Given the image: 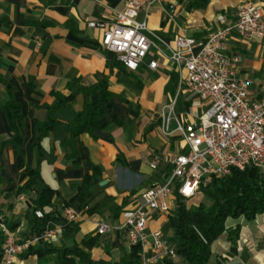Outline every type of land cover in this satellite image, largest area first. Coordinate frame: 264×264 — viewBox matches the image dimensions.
<instances>
[{"label": "crops", "instance_id": "crops-1", "mask_svg": "<svg viewBox=\"0 0 264 264\" xmlns=\"http://www.w3.org/2000/svg\"><path fill=\"white\" fill-rule=\"evenodd\" d=\"M139 1L142 9L137 19L146 20L148 28L166 42L178 35L203 42L210 32L234 22L242 4L264 7V0H210L205 10L188 12L175 0ZM123 9V0H0V75L13 88L23 115L22 142L14 149L9 143L13 133L2 110L7 95L0 86V144H5L0 152V215L8 223L20 221L13 232L18 240L27 230L26 210L43 185L56 192L53 208L61 216L68 209L83 213L79 242L94 236L100 222L117 225L132 199L167 175L169 165L163 163L153 172L148 163L155 155L172 158L178 150V139L166 138L160 129V113L176 93L178 75L173 65L151 53L137 71H128L113 53L100 47L102 31L87 27L90 21L110 23ZM41 22L46 26L34 25ZM227 53L241 56L239 72L251 82V93H263L253 91V84L259 86V77L264 84V41L249 44L234 34L227 42ZM153 60L155 71L148 67ZM102 78L113 96L111 111L99 121L97 138L82 134L70 139V126L83 108V98L78 95L54 113L56 124L37 149V125L45 120L44 106L53 103V93L69 95L67 85L74 79H80L82 86H91ZM193 100L187 94L179 95L173 112L177 120L197 114ZM39 154L42 183H37L35 191L21 194L24 200L19 202L11 194L28 180L27 171L35 168ZM91 165L100 169L101 182L81 209L75 200L76 190L91 173ZM150 217L149 231L161 230L168 223V215L153 212ZM236 226L240 233L233 245L228 233ZM63 244L70 242L60 237L52 245ZM130 247L114 232L100 237L90 255L94 260L118 261ZM15 264H37V260L34 256L18 257ZM208 264H264V215L253 222L228 219L225 232L211 246Z\"/></svg>", "mask_w": 264, "mask_h": 264}, {"label": "built area", "instance_id": "built-area-1", "mask_svg": "<svg viewBox=\"0 0 264 264\" xmlns=\"http://www.w3.org/2000/svg\"><path fill=\"white\" fill-rule=\"evenodd\" d=\"M123 4L112 22L90 21L87 27L102 31L100 47L113 53L128 71H137L151 53L171 62L178 75L177 88L171 104L160 113V129L166 138L178 139L179 145L174 157L155 155L148 163L153 172L163 163L171 172L135 196L117 225L98 223L95 235L120 233L130 246H140L141 264H157L176 255L171 236L160 229L148 230L151 213L169 215L177 197L189 203L200 195L201 187L233 169L252 166L264 177V92L251 93V82L239 72L241 56L227 53V42L234 34L249 44L264 41V7L243 4L234 22L210 32L203 42L183 35L166 42L148 28L146 20L137 19L142 9L139 0H123ZM148 67L155 71L157 63L150 61ZM181 94L192 96V105L202 108V114L177 120L173 112ZM23 200L24 195L17 196V201ZM62 218V223L44 232V241L54 244L62 227L79 224L83 213L68 209ZM0 234V264H15L36 241L18 240L2 215Z\"/></svg>", "mask_w": 264, "mask_h": 264}, {"label": "trees", "instance_id": "trees-1", "mask_svg": "<svg viewBox=\"0 0 264 264\" xmlns=\"http://www.w3.org/2000/svg\"><path fill=\"white\" fill-rule=\"evenodd\" d=\"M183 5L185 10H205L210 0H175ZM3 24L0 21V26ZM35 26L45 27L46 23L41 22ZM121 66L122 64L118 62ZM2 61L0 60V67ZM123 67V66H122ZM176 78V74H173ZM0 86L3 87L7 100L2 110L5 114L9 130L13 137L9 142L14 149H17L22 142L20 127L23 115L19 104L14 99V90L9 83L0 75ZM67 87L71 91L64 96L53 93L54 101L51 105H45L46 118L37 125L39 129V140L36 143L39 149L40 141L48 135L55 126L54 113L63 109L76 96L83 98V108L75 117L70 126V139L74 140L82 134H87L96 139L97 130L100 129L99 121L106 111L110 112L109 101L113 94L108 90L106 78L98 80L91 86H82L80 79L69 82ZM116 121V118L114 119ZM117 122V121H116ZM5 144H0V152ZM40 154L36 157V166L28 172V180L19 187L11 196L28 194L35 191L37 183H42L39 165ZM171 167L167 169V174ZM101 182V172L97 166L91 165V173L85 175L81 184L76 190L75 200L82 209L90 198L93 188ZM56 192L48 186L43 185L40 192L36 193L32 205L26 210L24 220L27 230L22 241H35L20 257H36L39 264L50 261L52 264H141L140 246H131L129 252L124 254L118 261L94 260L90 250L99 245V236L83 238L77 241L80 232L79 224L66 223L62 227V239L70 242V245L56 247L43 240L45 231L63 222L61 214L53 208V199ZM204 202L186 206L178 197L176 206L168 215V226L171 230L169 242L175 247V255L178 261L165 259L157 264H208L211 257V246L224 233L228 219L243 218L246 222H253L256 217L264 215V177L259 169L249 166L243 171L233 169L230 175L222 178H213L206 186L201 187L200 195ZM69 205L65 204L64 207ZM45 208H52L46 213ZM120 211L115 212L116 218ZM9 231L14 232L20 221L8 223ZM240 227L228 233L231 244H235L239 237ZM3 237L0 234V259L2 257Z\"/></svg>", "mask_w": 264, "mask_h": 264}, {"label": "rangeland", "instance_id": "rangeland-1", "mask_svg": "<svg viewBox=\"0 0 264 264\" xmlns=\"http://www.w3.org/2000/svg\"><path fill=\"white\" fill-rule=\"evenodd\" d=\"M245 4V3H244ZM243 5V4H242ZM241 5V6H242ZM239 10V9H238ZM238 12V11H237ZM237 15V14H236ZM263 81V78H261V77H259L258 78V85L259 86H257V85H254L253 84V91L254 90H258L259 92H261V91H264V84H260L261 82ZM253 83H254V81H253ZM192 110V109H191ZM202 111H203V109L202 108H198V109H196L195 110V112L197 113V115H200V114H202ZM205 203V204H207V202H205L204 201V199L202 198V196H198L196 199H194L193 201H191V202H189V203H184L186 206H189V207H191L193 204H198V203ZM150 220H151V217H150ZM234 230V229H233ZM161 231L164 233V235L165 236H167V237H170L171 236V233L169 232L170 231V229H169V226H168V223H166L165 225H163L162 227H161ZM232 231V230H231ZM230 231V232H231ZM225 232V231H224ZM240 233V232H239ZM61 237H62V235H61ZM239 238V237H238ZM238 238H237V240H238ZM236 240V241H237ZM230 241V240H229ZM231 242V241H230ZM236 243V242H235ZM171 261H175V262H177L178 261V258L177 257H175V258H173V259H170ZM49 263H51L50 261H45V262H41V264H49ZM37 264H39L38 262H37Z\"/></svg>", "mask_w": 264, "mask_h": 264}, {"label": "water", "instance_id": "water-1", "mask_svg": "<svg viewBox=\"0 0 264 264\" xmlns=\"http://www.w3.org/2000/svg\"><path fill=\"white\" fill-rule=\"evenodd\" d=\"M101 184H103V182Z\"/></svg>", "mask_w": 264, "mask_h": 264}]
</instances>
